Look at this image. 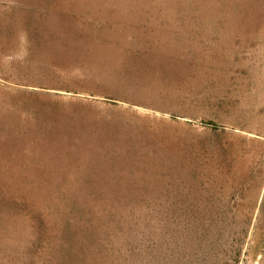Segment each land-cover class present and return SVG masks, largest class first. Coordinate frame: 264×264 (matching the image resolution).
<instances>
[{"label":"rangeland","instance_id":"obj_1","mask_svg":"<svg viewBox=\"0 0 264 264\" xmlns=\"http://www.w3.org/2000/svg\"><path fill=\"white\" fill-rule=\"evenodd\" d=\"M0 264H264V0H0Z\"/></svg>","mask_w":264,"mask_h":264},{"label":"trees","instance_id":"obj_2","mask_svg":"<svg viewBox=\"0 0 264 264\" xmlns=\"http://www.w3.org/2000/svg\"><path fill=\"white\" fill-rule=\"evenodd\" d=\"M100 215H96L95 218H89L88 221H90V225L95 227L99 232V239H102V236L104 238L112 237L114 238V241L123 240L124 238H121L122 231L125 227H129L128 225L135 226L137 221V216L126 214L125 212H103L101 211ZM78 222L82 221V218L80 216L78 217ZM121 229V232H113V231H119ZM109 230V231H108Z\"/></svg>","mask_w":264,"mask_h":264}]
</instances>
